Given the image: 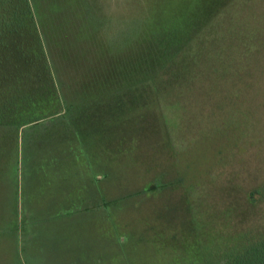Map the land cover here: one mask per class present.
Masks as SVG:
<instances>
[{
	"label": "rangeland",
	"instance_id": "rangeland-1",
	"mask_svg": "<svg viewBox=\"0 0 264 264\" xmlns=\"http://www.w3.org/2000/svg\"><path fill=\"white\" fill-rule=\"evenodd\" d=\"M28 1L45 63L0 65L29 82L0 117V264H218L264 240V0Z\"/></svg>",
	"mask_w": 264,
	"mask_h": 264
},
{
	"label": "trees",
	"instance_id": "trees-1",
	"mask_svg": "<svg viewBox=\"0 0 264 264\" xmlns=\"http://www.w3.org/2000/svg\"><path fill=\"white\" fill-rule=\"evenodd\" d=\"M37 34L38 30L28 0H0V65L9 61L13 49L22 56L29 55L34 62L45 63L44 50ZM49 77L47 73V78ZM27 81L28 79L21 74H12L11 71L1 72L0 67V85L3 83V87H0L2 102L0 117H3L8 124L14 125L13 102L16 103L23 95L21 88L28 87ZM39 120L25 115L18 118L15 125L18 130ZM251 194L254 198L255 194L260 192L255 191ZM218 264H264V240L248 245L241 253Z\"/></svg>",
	"mask_w": 264,
	"mask_h": 264
},
{
	"label": "crops",
	"instance_id": "crops-1",
	"mask_svg": "<svg viewBox=\"0 0 264 264\" xmlns=\"http://www.w3.org/2000/svg\"><path fill=\"white\" fill-rule=\"evenodd\" d=\"M101 247L103 246V245H100ZM110 245L109 244H106V254L108 253V247H109ZM103 247H105V246H103ZM91 248H94V250L93 249H91V250H85L84 252H80L81 254H86V255H90L91 257H89L90 258V262L92 261V260H94V262H99V259H98V257H100L99 256V242L98 241H96V244H94V241L92 242V244H91ZM92 259V260H91ZM103 261V260H102ZM105 262L108 264L109 263V260H108V257L106 258V260H105Z\"/></svg>",
	"mask_w": 264,
	"mask_h": 264
}]
</instances>
